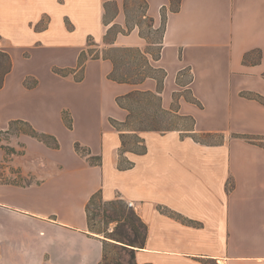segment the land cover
Instances as JSON below:
<instances>
[{"label":"crops","instance_id":"obj_1","mask_svg":"<svg viewBox=\"0 0 264 264\" xmlns=\"http://www.w3.org/2000/svg\"><path fill=\"white\" fill-rule=\"evenodd\" d=\"M140 1L151 29L165 15L155 55L127 0H0V130L23 121L57 143L21 138L39 164L23 167L31 184H0V264H99L108 239L85 212L96 192L146 223L137 264H264V0ZM91 46L99 56L80 62ZM104 47L140 50L164 71L159 91L155 77L109 79ZM133 90L192 127L141 132L146 151L120 169L110 120H125L116 98Z\"/></svg>","mask_w":264,"mask_h":264},{"label":"trees","instance_id":"obj_2","mask_svg":"<svg viewBox=\"0 0 264 264\" xmlns=\"http://www.w3.org/2000/svg\"><path fill=\"white\" fill-rule=\"evenodd\" d=\"M180 0H176V4L174 7V0H171L172 8L177 9L179 5ZM145 2L140 4L139 8L141 9V18L144 16V24L152 28V19L145 14ZM163 22L161 28V33L163 30V25L165 23V15L163 16ZM105 21V19H104ZM112 29H109L104 37L105 42H110L112 37L115 35V32H113V36L110 37V34L112 33ZM108 51L110 53H103L102 55L108 59H110L113 63V71L108 75L109 79H112L116 82H127V83H138L144 80L147 77H155L158 80V91L161 88L162 84V78L164 76V71L162 69H156L150 66L146 56L138 49L134 48H116V47H109ZM132 51L135 52L134 56H131L133 62L135 64L134 67H128V62L125 61L123 56L126 53H131ZM115 52V53H111ZM86 53H82L80 56V62H83L84 59H86ZM131 55V54H130ZM99 55L91 56V58H96ZM129 61V60H128ZM147 70L152 72H157L160 74L159 77L155 76V74H151L150 72H147ZM140 96H147L149 98H154L157 103V110L162 115H175L182 119H189L184 116H180L178 114H174L171 111H167L161 108L160 106V99L159 96L154 92L149 91H141V90H133L131 92H128L125 95L118 96L116 98V102L118 105L128 111V114L124 121L118 122L116 120L111 119V124L114 128H116L120 133V140L121 145L119 148V158H118V168L125 169L129 168L133 165V162L127 160L124 156L126 152H132L135 154H143L146 151V145L144 143L143 137L140 135L141 132L144 131H169V130H175L176 128H157L156 126L150 124L147 126H140L138 128H126V129H120L117 125H126L129 126V116L131 114L132 108H129L126 105V102H135L138 97ZM190 120V119H189ZM192 122V120H190ZM17 122L22 123L23 121H15L10 123V127L13 124H16ZM25 124V122H23ZM190 129V128H189ZM31 136L41 140L42 142L47 143L46 139L51 138L54 139L52 136L44 134L43 132H38L35 129L31 128L30 133ZM127 135H134L137 139V143L139 145L138 149L129 147L127 145V142L125 138ZM191 135V134H190ZM204 136H209V134H200ZM192 137L196 138L195 135H191ZM197 139V138H196ZM55 141V139H54ZM57 143L55 142L53 147H56ZM78 146L76 145V148ZM98 204H97V203ZM105 205L104 208L101 209L100 214V206ZM93 206H97L96 209L97 212L93 213V216L96 215H102L107 223H114V227L112 230H106V229H100L96 228L95 224L92 222V211L91 208ZM85 212L87 217V223H88V230L92 233L99 234L103 236L106 240V243H104L103 247V257L99 264H109V258L107 253V246L113 245L115 247L121 248L122 250H125L128 256V259L126 261V264H137L135 261V248H141L144 246L146 236H147V225L145 222L142 221V219L138 216V214L131 208L126 205V203L119 199H113L110 201H105L102 199L100 192H96L92 194L86 203L85 206Z\"/></svg>","mask_w":264,"mask_h":264},{"label":"rangeland","instance_id":"obj_3","mask_svg":"<svg viewBox=\"0 0 264 264\" xmlns=\"http://www.w3.org/2000/svg\"><path fill=\"white\" fill-rule=\"evenodd\" d=\"M139 4H141L140 0H127L126 3V14L128 17V22L130 26H133L135 23H140L142 26V34L146 36L148 42L152 43L148 45V49L155 55L158 50L157 42H159L161 36V28L159 29H150L149 27L143 24V21L140 17L141 9H139ZM176 4V0H174V7ZM114 31V30H113ZM113 31L110 34V37L113 35ZM92 45L93 43L90 42ZM154 43V44H153ZM98 50V51H97ZM100 49L97 47H89L88 54L86 57H91L100 54ZM103 53H110L108 51V47H104L102 49ZM115 53V52H111ZM116 54V53H115ZM131 54V55H130ZM135 52L132 51L131 53H126L123 58L125 61L128 62V67H134L135 64L131 62V56H134ZM129 60V61H128ZM6 59L0 58V77L2 75L3 70L6 68ZM151 74H155V76L159 77V73H155L152 71L147 70ZM126 105L129 108H132L131 114L129 116V126L126 125H117L120 129L126 128H138L140 126H147V125H154L157 128H176L181 130H187L192 127V122L189 119H182L175 115H162L157 110V103L154 98H149L147 96H140L135 102H126ZM32 126L25 123L13 124L9 129L0 130V184H14L19 186H26L31 184L34 180V174H32L31 170L23 169L26 165L32 167L38 166L39 161L34 160L31 161L32 158L24 157V144L22 143L23 135L31 136L30 130ZM35 138V137H33ZM197 139L201 141L207 142H215L219 140L217 136H204V135H197ZM39 142L41 140L35 138ZM127 145L129 147L138 149L139 145L137 143L136 137L134 135H127L125 138ZM47 145L54 146L55 142L54 139L47 138L46 139ZM25 168V167H24ZM97 203V202H96ZM98 204V203H97ZM97 206H93L91 208L93 223L95 224L96 228L112 230L114 227V223H107L106 219L102 215L93 216L94 212H97ZM105 205L100 206V214L101 209L104 208ZM107 255L109 258V264H126L128 259L127 253L125 250L121 248L115 247L113 245L107 246Z\"/></svg>","mask_w":264,"mask_h":264},{"label":"built area","instance_id":"obj_4","mask_svg":"<svg viewBox=\"0 0 264 264\" xmlns=\"http://www.w3.org/2000/svg\"><path fill=\"white\" fill-rule=\"evenodd\" d=\"M126 205H127L128 207H133V203H132V202H127Z\"/></svg>","mask_w":264,"mask_h":264}]
</instances>
